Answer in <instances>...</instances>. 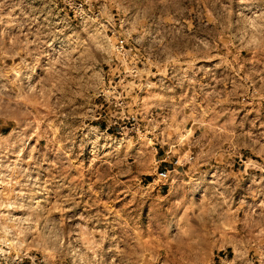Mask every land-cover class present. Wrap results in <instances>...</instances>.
I'll list each match as a JSON object with an SVG mask.
<instances>
[{
  "label": "rangeland",
  "instance_id": "rangeland-1",
  "mask_svg": "<svg viewBox=\"0 0 264 264\" xmlns=\"http://www.w3.org/2000/svg\"><path fill=\"white\" fill-rule=\"evenodd\" d=\"M226 4L264 11L182 0L175 23L149 0H11L0 69L38 34L44 55L0 116V203L27 183L47 215L0 208V264H264V34L213 30ZM153 16L170 45L152 48Z\"/></svg>",
  "mask_w": 264,
  "mask_h": 264
},
{
  "label": "clouds",
  "instance_id": "clouds-1",
  "mask_svg": "<svg viewBox=\"0 0 264 264\" xmlns=\"http://www.w3.org/2000/svg\"><path fill=\"white\" fill-rule=\"evenodd\" d=\"M91 3V0H88ZM150 3L155 7L156 5L163 6V10L166 12H170L172 16L176 18L175 23H179L180 20L183 19V16L186 12V8L181 7L182 0H149ZM217 4H220V0H216ZM232 3V0H229V4ZM238 3L245 10H251L252 8H260L264 6V0H238ZM6 8H11V11L7 16L2 15ZM16 9L11 6V0H0V25L7 23H12L14 21V17L11 15V12H15ZM214 29H219L225 35H227L229 30L236 31L239 30L243 34L247 35L248 32H255L257 34H264V11L259 12L258 15L245 17L241 15L237 17L233 12L229 11V5H223L220 9L219 14L213 19ZM154 26H159L163 30L156 34V37L152 39V48L156 49L160 46H168L171 44V41L167 39L171 29L163 28L162 25H157L155 17L151 18V23L147 24V28L151 29ZM30 27V23H29ZM150 35V33H148ZM234 38V37H233ZM5 40V32L0 29V47L3 46V42ZM144 40V36L142 35L140 40L137 43H141ZM34 47L32 50H28L27 46L21 49L24 52V55L20 59V63L14 65L12 69L8 71H4L0 69V116L4 115L6 112L17 111V108L9 107L14 103L13 96L16 91L23 92L25 88L28 89L29 94H33L37 89L31 86V82L33 77L36 75L37 69L40 67L43 58V44L40 40V35H37V39L33 42ZM20 53L16 52L13 56H19ZM59 63V61H57ZM179 63V57L175 60H167L163 62L162 65V76H167V68L169 65H175ZM192 68V64L188 65V69ZM186 71V70H185ZM180 83L183 80L187 79L186 75L183 73L178 74ZM51 82V81H48ZM195 81H193L194 83ZM55 84H53V87ZM152 87V85H149ZM7 102V103H6ZM13 184H18L19 179L12 181ZM179 183V182H178ZM21 191L14 193V196L17 199L15 203H0V208L4 209H19L24 210L30 213L29 216L23 218L18 221V223L23 224L25 226H30L32 224H40L42 220L46 218V212L44 209L40 208L39 205L36 207L30 206V201L27 200V192L29 190V185L27 183L21 184ZM224 187L222 181H218L215 186L216 190L214 192V198L216 203L212 205V213H216L217 209H222L223 205L228 203L227 196L225 193H222L220 189ZM180 190H183V185H181ZM183 204V201L180 202V205ZM178 205V207L180 206ZM5 217L3 213H0V220H3ZM191 221V217H189ZM11 228H3L0 226V245L8 244V237L12 235ZM59 237H56V240L53 242V250H56L59 247ZM103 242V239L101 240ZM99 248V245H97ZM3 248H0V255H3ZM93 261H97L99 264L98 258L95 254L92 256Z\"/></svg>",
  "mask_w": 264,
  "mask_h": 264
},
{
  "label": "crops",
  "instance_id": "crops-1",
  "mask_svg": "<svg viewBox=\"0 0 264 264\" xmlns=\"http://www.w3.org/2000/svg\"><path fill=\"white\" fill-rule=\"evenodd\" d=\"M160 160H162V158H160Z\"/></svg>",
  "mask_w": 264,
  "mask_h": 264
}]
</instances>
